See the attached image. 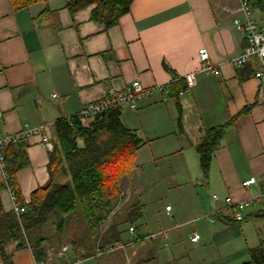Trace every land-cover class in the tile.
Here are the masks:
<instances>
[{
	"label": "crops",
	"instance_id": "0c3cea01",
	"mask_svg": "<svg viewBox=\"0 0 264 264\" xmlns=\"http://www.w3.org/2000/svg\"><path fill=\"white\" fill-rule=\"evenodd\" d=\"M70 1L43 0L19 8L12 0H0V138L40 129L39 135L23 139L28 165L12 183L16 198L18 193L27 204L48 182L50 151L42 136L53 144L57 120L136 80L145 88L170 84L164 101L156 93L139 101L137 109L120 112L123 125L143 142L137 152L147 149L154 165L163 164L166 203L157 200L150 208L141 201L142 189L136 178L131 182L139 166L134 164L121 183L122 204L116 200L108 224L121 223L137 204L145 231L135 223L121 226L124 249L81 258L84 264L247 262L249 249L264 235V114L254 76L259 61L243 68L230 63L247 46L232 23L238 1L132 0L129 10L107 28L91 17L96 4L72 14ZM253 19L261 23L259 8ZM202 49L218 75L200 70ZM189 74L194 82L186 91ZM229 122L203 170L198 146L209 130ZM252 177L255 184L243 188L241 183ZM0 184L3 210L13 212L1 169ZM227 197L254 200L243 211L242 222L233 220ZM153 234L159 236L142 239ZM194 234L200 238L192 243ZM8 251L10 264H35L29 248L13 250L12 245ZM76 257L69 246L52 242L43 261L64 264Z\"/></svg>",
	"mask_w": 264,
	"mask_h": 264
},
{
	"label": "trees",
	"instance_id": "16d2710c",
	"mask_svg": "<svg viewBox=\"0 0 264 264\" xmlns=\"http://www.w3.org/2000/svg\"><path fill=\"white\" fill-rule=\"evenodd\" d=\"M43 0H12L15 7H27ZM132 0H71L72 14L96 4L92 19L105 28L114 25L129 10ZM168 69V68H167ZM232 122V121H231ZM230 124L212 128L198 146L201 167H208L210 153L222 139ZM55 140L49 153L48 182L32 193L25 212L17 218L3 210L0 199V255L10 264L13 250L29 248L36 261L46 257V246L56 242L67 245L81 257L94 255L96 249L122 242L121 226L138 220L135 204L124 220L102 229L121 192L124 177L134 168V157L143 145L136 134L120 119V111H109L92 119L77 116L57 120ZM24 140L3 149L6 171L14 184L16 174L28 165ZM0 184V192L3 191ZM51 227L53 234L46 235ZM130 228V227H129ZM129 230V229H128ZM141 239V237L139 238ZM144 239V237H142ZM243 264H264V235L249 249V260Z\"/></svg>",
	"mask_w": 264,
	"mask_h": 264
},
{
	"label": "built area",
	"instance_id": "2783aa9c",
	"mask_svg": "<svg viewBox=\"0 0 264 264\" xmlns=\"http://www.w3.org/2000/svg\"><path fill=\"white\" fill-rule=\"evenodd\" d=\"M238 6L235 10V13L238 14L233 19V26L243 32L247 46L245 49L236 57L230 59V63L236 68H243L252 60H258L260 63V67L255 72V78L259 80V98L263 108L264 114V0H237ZM260 9L262 14L261 23L258 24L253 19V15L255 9ZM199 57L201 60V68L200 70L207 74L218 75L219 71L214 68L208 61V53L206 50H199ZM186 80V88L188 91L190 87L193 85L194 76L189 74L185 77ZM185 90L180 92V94L185 93ZM162 94L163 101L165 97L169 96L171 93V85L163 84L157 85L150 88L143 87L139 81H133L128 84L122 90H109L106 94L92 102H89L82 106L81 110L74 116H77L80 119H92L96 116L104 114L109 111H123V110H135L137 109V105L139 101L143 98L148 97L153 94ZM52 99H57L58 96L56 94L51 96ZM1 116V112H0ZM40 129H27L22 130L17 134L8 135L0 138V169L3 172V184L5 186L6 191L8 192L11 203L13 213L17 218H19L24 212L25 207L20 205L17 201L11 178L9 177L4 160L3 149L9 146L10 144L16 143L20 140L29 138L34 135H39ZM43 143L49 151L52 150L53 146L49 142L47 136H42ZM255 184V178L252 177L248 180H245L241 183L243 188H249L251 185ZM261 195H264V187L261 190ZM213 199H217L216 196H212ZM226 206L228 210L231 212L232 218L236 222H242L243 219V211L254 203L253 199L247 201L236 202L231 197H227L225 199ZM167 211L170 207L166 208ZM129 232L134 233L136 229L134 227L129 228ZM158 234H153L150 236H145L144 239L154 240L158 237ZM199 235L194 234L190 237V241L195 243L199 240ZM127 246V243L118 242L114 244H110L105 246L104 248L96 249L94 254L95 257L103 256L105 254H112L118 250H122ZM66 247L62 248V252L66 251ZM35 264H48L45 261H35ZM64 264H84V259L76 257L72 260L66 261Z\"/></svg>",
	"mask_w": 264,
	"mask_h": 264
},
{
	"label": "rangeland",
	"instance_id": "374dc122",
	"mask_svg": "<svg viewBox=\"0 0 264 264\" xmlns=\"http://www.w3.org/2000/svg\"><path fill=\"white\" fill-rule=\"evenodd\" d=\"M133 163L139 166L134 171V173H132L131 182H133L134 179L136 178L137 183L135 184H139L140 188L142 189L141 190V201H143V203L145 204L147 203L146 205L149 204L150 208L155 207L154 204L157 203L156 202L157 200H161V202L165 204L166 203L165 201L167 199L166 193L168 189H167V181L164 177L163 164L154 165L150 159L149 152L147 151V149L137 152L134 157ZM152 193H156L158 195L151 196ZM119 198L120 200H118V203L122 204L121 201L124 199V197H122L121 194H119V197L117 199ZM148 210L150 209L148 208ZM134 223L135 225H138L139 227H141L140 232L145 231V220L144 219H140L138 221H135ZM111 225L106 223V225H104L102 229L106 230ZM105 226L107 227L105 228ZM151 227L154 228L153 226ZM45 232L47 236H51L53 233L51 230V227L46 228Z\"/></svg>",
	"mask_w": 264,
	"mask_h": 264
}]
</instances>
